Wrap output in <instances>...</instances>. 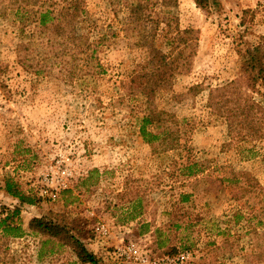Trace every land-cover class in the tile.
<instances>
[{
  "label": "rangeland",
  "instance_id": "1",
  "mask_svg": "<svg viewBox=\"0 0 264 264\" xmlns=\"http://www.w3.org/2000/svg\"><path fill=\"white\" fill-rule=\"evenodd\" d=\"M132 1L83 0L90 36L118 30ZM161 1L174 7L181 29L198 32L190 72L154 100L166 113L162 124L178 135L171 149L143 140L142 98L127 93L147 50L128 49L120 36L91 58L100 64L95 78H31L16 63L23 14L16 9L26 0H0V210L18 206L24 231L17 238L0 231V264H89L31 232L43 215L66 223L99 264H133L118 255L128 243L154 258L185 252V264H264V216L247 220L251 206L264 207V138L229 133L207 107L208 88L239 77L245 49L264 36V0ZM197 83L204 89L189 92ZM191 163L200 170L189 174ZM7 178L34 202L7 195ZM235 211L243 214L238 222Z\"/></svg>",
  "mask_w": 264,
  "mask_h": 264
},
{
  "label": "trees",
  "instance_id": "2",
  "mask_svg": "<svg viewBox=\"0 0 264 264\" xmlns=\"http://www.w3.org/2000/svg\"><path fill=\"white\" fill-rule=\"evenodd\" d=\"M194 1L199 7H205L210 0ZM162 3L161 0L130 2L128 15L118 30L108 27L95 39L90 36L91 20L83 0H26L23 8L16 9L18 14L23 13L16 18L17 33L22 38L17 45L16 63L27 68L31 78L58 76L60 73L95 78V73L100 72V64H92L91 58L100 45L109 47L115 43L116 37L121 36L128 49L147 50L142 62L137 63V69L129 74L127 93L142 98L138 130L143 140L147 143L159 141L162 148L171 149L174 144L179 145L178 135L173 136L175 131L171 134L170 127L162 124L161 116H166V113L156 108L154 100L159 91L171 87L177 75L190 72L198 46V32L193 28L181 29L174 7L169 8ZM241 61L239 77L208 88L207 107L225 120L229 133L240 132L245 140L261 139L264 138V36L245 49ZM83 65L90 72L82 71ZM202 89V85L197 83L188 91L196 94ZM158 127L161 131L152 130ZM197 166V163H191L189 174L199 171ZM4 191L20 204L34 202L10 178L4 181ZM252 207L247 220L257 219V224H260L264 207L260 210ZM19 213L18 206L0 210V231L5 236L17 238L24 234L16 221ZM231 217L238 222L243 214L235 211ZM30 230L47 241L56 240L69 246L82 261L99 264V259L72 233L70 227L56 218L46 215L35 217ZM261 238L264 256V232Z\"/></svg>",
  "mask_w": 264,
  "mask_h": 264
},
{
  "label": "built area",
  "instance_id": "3",
  "mask_svg": "<svg viewBox=\"0 0 264 264\" xmlns=\"http://www.w3.org/2000/svg\"><path fill=\"white\" fill-rule=\"evenodd\" d=\"M100 233H105L104 225L96 227ZM118 255L133 264H185L188 254L183 252L176 256L151 257L147 252L141 251L134 243H128L118 249Z\"/></svg>",
  "mask_w": 264,
  "mask_h": 264
}]
</instances>
